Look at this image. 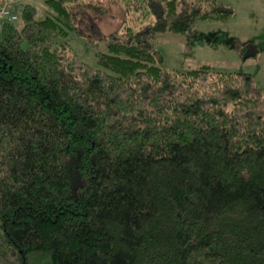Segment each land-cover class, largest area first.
<instances>
[{"label":"trees","instance_id":"obj_1","mask_svg":"<svg viewBox=\"0 0 264 264\" xmlns=\"http://www.w3.org/2000/svg\"><path fill=\"white\" fill-rule=\"evenodd\" d=\"M100 1L0 27V264H264V89L155 50L235 9L118 0L146 22L102 36L95 67L70 37Z\"/></svg>","mask_w":264,"mask_h":264},{"label":"rangeland","instance_id":"obj_2","mask_svg":"<svg viewBox=\"0 0 264 264\" xmlns=\"http://www.w3.org/2000/svg\"><path fill=\"white\" fill-rule=\"evenodd\" d=\"M7 7L19 16L13 22L23 25L22 10L25 4L37 9L39 18L54 12L46 0H8ZM230 4L235 14L226 19L199 20L190 31H161L156 34L155 50L160 64L167 69L196 67L211 64L217 69L249 72L264 89V0H219ZM6 5L0 12L7 11ZM128 7V6H127ZM139 11L126 10L118 0L78 6L79 32L71 34L72 48L79 57L92 66L101 67L98 52L107 47L102 36L127 24L139 28L144 22L137 18ZM2 19V18H0ZM247 57L242 56V47ZM256 51V54L253 52Z\"/></svg>","mask_w":264,"mask_h":264},{"label":"built area","instance_id":"obj_3","mask_svg":"<svg viewBox=\"0 0 264 264\" xmlns=\"http://www.w3.org/2000/svg\"><path fill=\"white\" fill-rule=\"evenodd\" d=\"M7 4H9L8 0H0V6L1 5H6V7H7ZM0 18H2L3 20L4 19L14 20V19L17 18V15L12 13L7 7V11L6 12H4V11L0 12ZM2 19H0V20H2Z\"/></svg>","mask_w":264,"mask_h":264}]
</instances>
